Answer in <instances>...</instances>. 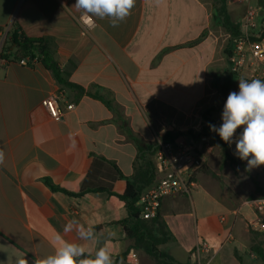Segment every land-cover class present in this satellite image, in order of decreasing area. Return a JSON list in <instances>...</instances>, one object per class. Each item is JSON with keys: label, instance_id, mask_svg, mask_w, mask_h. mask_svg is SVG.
Returning a JSON list of instances; mask_svg holds the SVG:
<instances>
[{"label": "crops", "instance_id": "crops-1", "mask_svg": "<svg viewBox=\"0 0 264 264\" xmlns=\"http://www.w3.org/2000/svg\"><path fill=\"white\" fill-rule=\"evenodd\" d=\"M75 2L0 0V46L13 25L29 37L49 39L54 59L70 81L92 92L99 87L134 136L148 145L171 137L169 142L194 149L205 171L194 174L189 194L163 198L160 212L175 240L160 246L161 251L177 263L196 264L192 251L203 239L212 248L207 264H264L250 250L253 240L264 246V231L251 227L255 214L245 204L255 192H264V165L247 171V161H225L221 144L207 129L208 119L222 123L221 85L230 75L234 51L230 33L217 19L216 0H136L117 27L93 17L97 25L87 36L77 23L81 12ZM227 4L239 25L248 9L264 20L258 0ZM240 79L264 81V62L249 59L234 77L232 92L239 91ZM53 96L64 108L74 105L58 122L42 106ZM119 125L105 103L88 95L77 100L40 62L24 66L0 58V264H15L21 257L32 264L54 251L57 235L84 244L92 254L107 243L114 249V264H127L131 250L139 264H155L127 237L122 221L128 211L119 197H74L52 191L44 182L78 193L95 157L132 176L138 147ZM227 145L237 157L235 142ZM153 160L157 184L164 172ZM125 188V181L113 184L119 195ZM74 219L92 226L94 237L82 241L75 231L65 233ZM229 235L232 240L225 243Z\"/></svg>", "mask_w": 264, "mask_h": 264}, {"label": "trees", "instance_id": "trees-1", "mask_svg": "<svg viewBox=\"0 0 264 264\" xmlns=\"http://www.w3.org/2000/svg\"><path fill=\"white\" fill-rule=\"evenodd\" d=\"M227 2L228 0H216L215 10L221 26L230 33L234 41V39L241 36V28L237 22L232 20ZM258 4L260 7H264L263 0H258ZM49 45V39L29 37L18 25H13L5 38L0 52V58L6 62L21 59H36L47 70L52 72L56 81L62 88L76 93L77 100L84 95L101 100L105 103L107 108L115 114L116 121L120 122L119 127L121 130L137 145L138 156L134 164V174L130 177L125 176L115 163L104 158L95 157L78 193L61 189L54 185L49 179L44 180L45 184L50 187L52 191L63 192L74 197H81L89 193H105L107 195L119 197L125 202L128 211V217L122 221V224L125 227L127 237L133 240L134 248L137 251H143L152 257L155 264H180L170 257L167 252H163L159 249L160 246L175 240L160 210L155 218L145 220L142 218L141 210L137 205L141 194L147 188L153 186L157 181L156 166L153 157L159 144L148 145L134 136L131 133L127 122L120 117L118 107L111 99L102 95L99 87H96L98 90L97 92H92L91 89L85 90V88L71 82L69 74L63 71L55 61ZM232 53L233 52L230 53L229 58L232 56ZM235 76L236 73L230 71L229 77L221 85V94L224 103L226 102L228 94L232 92L233 79ZM210 123L217 127L221 124V122L216 123L208 119V125ZM207 129L210 131L209 127H207ZM241 131L242 129H237L236 134H240ZM210 132L213 135V138L221 144L223 149V159L225 161L230 162L232 165L243 164L244 160H241L238 157H233L229 152L228 145L222 141L215 132ZM171 139V137H165L163 141L168 142L171 141ZM106 167H109L110 170H105ZM117 181L126 182L125 191L120 195L113 191V184ZM256 189L259 191L260 187H256ZM256 236L258 237L261 235L258 234ZM250 250L264 263V246L262 245V242L253 240Z\"/></svg>", "mask_w": 264, "mask_h": 264}, {"label": "clouds", "instance_id": "clouds-1", "mask_svg": "<svg viewBox=\"0 0 264 264\" xmlns=\"http://www.w3.org/2000/svg\"><path fill=\"white\" fill-rule=\"evenodd\" d=\"M136 0H76L74 6L89 20L108 19L111 26L117 27L130 15ZM161 3V0H156ZM239 91L228 94L221 114L219 127L209 124L222 141L235 142L234 155L247 161L246 170L264 165V81L253 79L250 82L239 80ZM242 131L237 136V129ZM4 163V151L0 149V164ZM75 231L79 240L87 241L94 237L92 226L85 227L78 220L69 221L64 232ZM114 233H109L113 236ZM54 251L43 257H37L32 264H114V249L107 243L98 247L94 254L87 253L84 244L69 242L57 235ZM15 264H29L25 258H17Z\"/></svg>", "mask_w": 264, "mask_h": 264}, {"label": "built area", "instance_id": "built-area-1", "mask_svg": "<svg viewBox=\"0 0 264 264\" xmlns=\"http://www.w3.org/2000/svg\"><path fill=\"white\" fill-rule=\"evenodd\" d=\"M239 3H248L250 0H237ZM77 23L81 28L83 36H87L96 27L94 18L89 20L87 16L78 15ZM241 36L234 39V51L230 57L231 71L238 74L246 66L249 59L264 62V20H259L257 10L248 9L242 18ZM0 46V51L2 50ZM20 65H34L36 59L17 60ZM42 106L48 111L54 121H61L66 111L74 108L68 105L61 106L59 97L53 96L42 101ZM159 168L164 172L157 184L146 189L137 203L141 210V216L150 220L158 214L164 197L174 194H189L195 187L194 174L202 167L201 158L195 153L191 146L175 145L172 142L162 141L154 155ZM255 214L251 227L264 231V196H259L245 202ZM232 240L229 235L226 242ZM223 246V245H221ZM210 244L203 239L198 240L192 251V257L196 264H207V258L211 252ZM127 264H139L136 251L131 250L128 255Z\"/></svg>", "mask_w": 264, "mask_h": 264}, {"label": "rangeland", "instance_id": "rangeland-1", "mask_svg": "<svg viewBox=\"0 0 264 264\" xmlns=\"http://www.w3.org/2000/svg\"><path fill=\"white\" fill-rule=\"evenodd\" d=\"M4 41H5V39L3 40V44H4ZM204 166L202 165V167L199 169L200 171H205L204 169ZM261 176L260 175H257L256 177H255V181H254V185H255V187H262L261 186ZM259 196H264V192L262 191L261 193H257V192H255V194H253L251 197H249L246 201H248V200H250V199H253V198H256V197H259ZM245 201V202H246ZM160 248V247H159ZM163 247H161V249H162Z\"/></svg>", "mask_w": 264, "mask_h": 264}]
</instances>
